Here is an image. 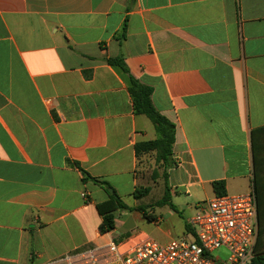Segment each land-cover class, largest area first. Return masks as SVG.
Here are the masks:
<instances>
[{
  "label": "crops",
  "instance_id": "1",
  "mask_svg": "<svg viewBox=\"0 0 264 264\" xmlns=\"http://www.w3.org/2000/svg\"><path fill=\"white\" fill-rule=\"evenodd\" d=\"M130 76L176 127L168 242L214 182L245 195L257 177L264 198V0H0V264L123 241L97 206L146 188L135 146L157 138Z\"/></svg>",
  "mask_w": 264,
  "mask_h": 264
},
{
  "label": "built area",
  "instance_id": "2",
  "mask_svg": "<svg viewBox=\"0 0 264 264\" xmlns=\"http://www.w3.org/2000/svg\"><path fill=\"white\" fill-rule=\"evenodd\" d=\"M197 207L186 237L161 244L138 233L41 264H249L258 238L255 192L216 196ZM220 249L227 252L223 258L214 254Z\"/></svg>",
  "mask_w": 264,
  "mask_h": 264
},
{
  "label": "trees",
  "instance_id": "3",
  "mask_svg": "<svg viewBox=\"0 0 264 264\" xmlns=\"http://www.w3.org/2000/svg\"><path fill=\"white\" fill-rule=\"evenodd\" d=\"M109 64L119 66L124 72L129 74V71L121 58L109 59ZM131 86L129 93L132 98L133 109L136 115L145 116L149 119L157 133L155 140L138 143L135 146L136 153L138 156L143 154H155V161L158 165L163 166L164 169V183L165 193L163 199L158 203L161 206L169 205L173 210L177 211V208L171 203L170 189L168 187V169L174 165L172 161L173 146L176 141V127L175 125L157 111L152 102L153 90L147 85L140 83L138 80L130 76ZM85 179L91 178L85 173ZM159 175L157 170H154L153 176L157 178ZM259 182L257 177L254 178V192L257 198V210H258V238L254 248V257L249 264H264V198L259 196L257 189ZM213 188L218 196L225 195V183L223 181L214 182ZM150 192V188H140L134 193L135 198H140L147 195ZM99 213L103 217V222L99 227L101 234H107L114 231L116 228L115 212L121 209H128V206L124 201L116 194L110 195V200L101 203L97 206ZM143 211V215L149 221L154 218L145 212V210L138 208Z\"/></svg>",
  "mask_w": 264,
  "mask_h": 264
},
{
  "label": "rangeland",
  "instance_id": "4",
  "mask_svg": "<svg viewBox=\"0 0 264 264\" xmlns=\"http://www.w3.org/2000/svg\"><path fill=\"white\" fill-rule=\"evenodd\" d=\"M148 121L151 127H154L149 119ZM154 170H157L159 173L157 178L153 176ZM140 173L146 179V185L144 187H149L150 192L140 198L131 197L125 199V204L128 206V209H121L115 214L116 232L114 237L117 241H121L131 235L144 232L160 243H167L169 239L166 232L172 231L175 233L181 227L182 222L173 214L169 206H161L158 204L163 199L165 193L164 169L163 166L156 163L154 153L142 158L140 162ZM138 208L145 210L147 214L151 212L162 214L163 222L160 226L151 223L144 217L143 211ZM214 254L223 258L227 255V252L224 249H220Z\"/></svg>",
  "mask_w": 264,
  "mask_h": 264
},
{
  "label": "water",
  "instance_id": "5",
  "mask_svg": "<svg viewBox=\"0 0 264 264\" xmlns=\"http://www.w3.org/2000/svg\"><path fill=\"white\" fill-rule=\"evenodd\" d=\"M110 192H111V193H113V191H112V190H110Z\"/></svg>",
  "mask_w": 264,
  "mask_h": 264
}]
</instances>
